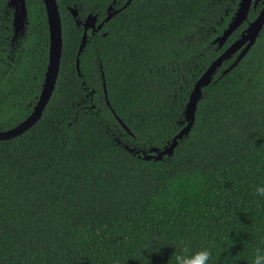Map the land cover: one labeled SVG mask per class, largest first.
Masks as SVG:
<instances>
[{
  "label": "trees",
  "instance_id": "obj_1",
  "mask_svg": "<svg viewBox=\"0 0 264 264\" xmlns=\"http://www.w3.org/2000/svg\"><path fill=\"white\" fill-rule=\"evenodd\" d=\"M7 1L0 131L31 114L48 57L42 0H24L16 37ZM239 1L55 0L54 89L31 127L0 140V264H176L185 247H209V264H251L264 249V197L255 194L264 186V23L238 63L221 76L239 51L201 89L171 155L142 158L186 125L193 85L262 7L251 5L218 47ZM109 7L116 13L86 31L77 55L75 19L95 15L97 26Z\"/></svg>",
  "mask_w": 264,
  "mask_h": 264
},
{
  "label": "water",
  "instance_id": "obj_2",
  "mask_svg": "<svg viewBox=\"0 0 264 264\" xmlns=\"http://www.w3.org/2000/svg\"><path fill=\"white\" fill-rule=\"evenodd\" d=\"M130 0H127L126 4ZM259 0H240L238 3V7L229 22L227 28L223 31L222 35L217 37L214 40V43H217L218 47H221L229 35L243 23L249 11L250 6L255 7ZM43 6L45 9L47 26H48V57H47V65L46 71L44 73V79L42 83L41 92L39 94V98L31 112V114L21 123L16 125L14 128L7 131H0V140H7L18 136L29 127H31L39 118L43 108L48 102L51 93L54 89L55 81L58 74L59 69V59L61 53L62 46V38H61V23L60 17L57 10L55 0H42ZM125 4V5H126ZM124 5V6H125ZM7 6L13 9V19H12V28L14 37L18 34H22L23 27L26 22V9L24 0H8ZM123 6V7H124ZM261 9L257 16L247 24L246 28L240 34L239 39L234 41L214 62H212L206 71L200 76V78L193 85V89L189 94L188 101L185 105L183 111V119L186 122V125L171 139L168 146L164 147L162 150L150 149L148 152L152 153L151 155H147L143 152L144 160H154L159 161L162 160L163 156H170L173 148L176 146L177 142L187 134L189 131L194 118V112L196 108V104L201 96V89L207 85H209L212 81L213 75L216 70L221 66L222 62L229 59L234 53L237 51L235 60L230 64L225 70L221 72V76L226 74L229 70H231L238 61L245 55L251 45L255 42L256 37L258 36L259 31L262 28L264 23V0L261 2ZM112 8L109 7L107 10L106 17L96 26V16L88 15L82 22L78 21L76 18V11L71 10L72 16L75 19L77 25H81L83 28V33L81 36L80 45L77 51V55L80 54L82 48L86 42V31L90 30L91 34L98 31L104 22H107L108 19L115 14V11H111ZM76 59V70L78 72V64ZM102 78V86L104 90V81L103 75ZM105 94V92H104ZM107 104V102H106ZM122 128L128 132L127 128L121 123L120 120L117 119ZM131 152V150H130Z\"/></svg>",
  "mask_w": 264,
  "mask_h": 264
},
{
  "label": "clouds",
  "instance_id": "obj_3",
  "mask_svg": "<svg viewBox=\"0 0 264 264\" xmlns=\"http://www.w3.org/2000/svg\"><path fill=\"white\" fill-rule=\"evenodd\" d=\"M255 194L264 197V186H257ZM183 253L184 254L173 253L176 264H209L212 257V251L209 247H201L195 251H190L185 247ZM251 264H264V249H255V255L252 258Z\"/></svg>",
  "mask_w": 264,
  "mask_h": 264
},
{
  "label": "flooded vegetation",
  "instance_id": "obj_4",
  "mask_svg": "<svg viewBox=\"0 0 264 264\" xmlns=\"http://www.w3.org/2000/svg\"><path fill=\"white\" fill-rule=\"evenodd\" d=\"M8 2V1H7ZM261 2H262V0H259V1H257V4L256 5H258V4H261ZM256 5H255V7H256ZM11 10H12V19H13V9L12 8H10ZM14 36V35H13Z\"/></svg>",
  "mask_w": 264,
  "mask_h": 264
}]
</instances>
